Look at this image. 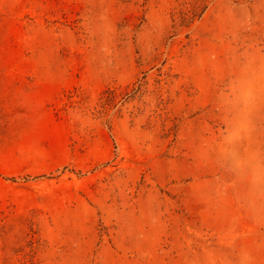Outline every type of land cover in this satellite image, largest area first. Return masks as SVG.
Returning a JSON list of instances; mask_svg holds the SVG:
<instances>
[{
    "label": "rangeland",
    "instance_id": "obj_1",
    "mask_svg": "<svg viewBox=\"0 0 264 264\" xmlns=\"http://www.w3.org/2000/svg\"><path fill=\"white\" fill-rule=\"evenodd\" d=\"M0 264H264V0H0Z\"/></svg>",
    "mask_w": 264,
    "mask_h": 264
}]
</instances>
